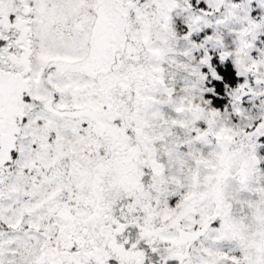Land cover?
I'll return each instance as SVG.
<instances>
[{"label": "snow or ice", "instance_id": "obj_1", "mask_svg": "<svg viewBox=\"0 0 264 264\" xmlns=\"http://www.w3.org/2000/svg\"><path fill=\"white\" fill-rule=\"evenodd\" d=\"M0 264H264V0H0Z\"/></svg>", "mask_w": 264, "mask_h": 264}]
</instances>
